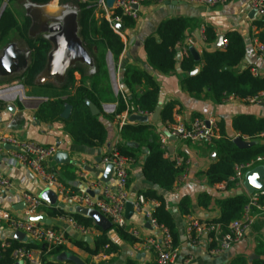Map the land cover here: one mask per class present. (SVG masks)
I'll list each match as a JSON object with an SVG mask.
<instances>
[{
	"label": "trees",
	"instance_id": "16d2710c",
	"mask_svg": "<svg viewBox=\"0 0 264 264\" xmlns=\"http://www.w3.org/2000/svg\"><path fill=\"white\" fill-rule=\"evenodd\" d=\"M4 0H0V7ZM26 3L45 4L51 0H25ZM69 2L70 0H61ZM75 1L78 10L79 35L94 59L95 72L86 64L78 63L70 67L63 82L46 81L37 86L44 90L52 91V98L41 103L35 111V116L43 122H62L64 128L74 145L80 147H98L104 144L108 138V130L105 126L102 111V102L109 94H113L110 75L107 68V53L113 56L115 65L118 67L120 58L125 49L123 37L115 32L107 18L98 19L96 16V0H72ZM25 7V4H24ZM115 15L121 14L119 9H113ZM136 21L131 17L123 16L124 30L135 26ZM256 28L255 36L264 44V15L253 20ZM31 17L26 13L22 23L18 21L14 12L6 8L0 17V47L6 42V37L17 32L18 38L26 40L28 49L32 51L30 62L26 69L19 74L26 79L27 83H33L36 76L42 73L48 52L52 45L44 37H31L29 28ZM194 26L192 20L186 17H173L163 20L155 33L146 37L144 50L148 65L152 70L168 74L176 69L181 70L182 87L191 94L206 92L215 103H221L224 99L234 96L245 99L264 91V74L254 76L253 66H241V62L247 52V42L240 32L229 31L226 36V44L223 48L204 51L201 59L196 60L194 55L187 50L178 59V43L183 40L189 29ZM204 37L207 43L212 44L217 40V34L212 26H206ZM86 67L89 69L87 70ZM197 72L192 74L194 70ZM76 73L80 74V79L76 78ZM18 75V74H17ZM16 75V77H17ZM10 77V76H9ZM0 76V81L3 82ZM121 80L125 91L128 92L127 102L130 106L139 107L142 111L153 113L159 104V90L156 80L147 69H141L134 65L121 67ZM139 88H143L139 91ZM92 101L101 112L93 115L87 104ZM118 103V113L126 109V101L119 94L115 96ZM72 107L71 115L63 118L62 112L66 105ZM175 102H167L160 112V119L164 123H171L174 120ZM5 108V104L0 101V110ZM114 118V115H106ZM234 131L241 136H247L252 141H257L249 148H239L234 143L232 137L225 131L224 122L219 123L220 136L209 143L210 148L217 152V159L207 169L205 176L207 183L211 186L225 183L227 189L232 190L229 196L219 200L220 216L212 221L221 225V236L229 231L230 223L242 216L243 207L248 201L246 193L238 194L231 177L234 175L235 165L248 162L259 155H264V117L256 118L251 114H241L232 119ZM121 140L116 147L120 154L136 159L144 150L146 152L142 166L144 177L153 185L159 186L164 191L174 189L180 174L184 170V165H178L172 157L165 155L161 148L158 134L149 124L127 123L122 126L120 132ZM146 199H155L159 205L154 208L153 214L159 224L168 228L172 236L173 246H180V234L177 230L176 222L169 211L163 195L155 188L151 187L142 193ZM210 195L205 192L200 195L199 204L208 205ZM43 211L50 218L68 217L73 219L78 225L95 228L99 233L94 236L91 242L86 239L69 237L71 245L76 246L91 256L100 253H114L119 251L117 245L109 235V230L104 231L95 224L93 217L71 211L65 207L47 205ZM188 212V209H183ZM51 228H58L55 224L47 225ZM110 230H114L120 239L133 244L137 239L127 228L113 225ZM3 243L0 240V264H15L12 252L17 247L40 249L43 254L44 264H77L70 258H60V252L67 251L66 246H59L48 255L47 244L35 241H20L16 238H8ZM215 244H210L214 247ZM264 254V245L260 250ZM47 252V253H46ZM126 264H137L136 260H128ZM235 264H245L244 260H236ZM252 264H264V258L252 261Z\"/></svg>",
	"mask_w": 264,
	"mask_h": 264
},
{
	"label": "crops",
	"instance_id": "0c3cea01",
	"mask_svg": "<svg viewBox=\"0 0 264 264\" xmlns=\"http://www.w3.org/2000/svg\"><path fill=\"white\" fill-rule=\"evenodd\" d=\"M96 16L98 19L107 18V13L103 8H99ZM173 17H186L194 23V26L187 31L185 38L177 45L178 54L181 55L180 58L187 50L191 53V50H194L201 59L204 51H213L224 47V45L215 47L216 42L212 44L206 42L204 37L206 26L214 28L217 38L219 35H223L224 41L226 34L235 30L244 35L247 42V52L241 62V66L256 67L263 75L264 58L259 55L253 44L256 33L253 20L257 15L250 8V0H228L227 3L217 6H207L184 0H179L176 4L173 1L171 3L166 1L162 3L146 1L141 7V16L136 21L135 26L126 28L124 31L125 49L120 59L121 67L134 65L151 71L159 90L158 106L161 108L160 112L167 102L173 101L176 104L174 115H181L187 123L197 116H213L218 121V135L216 138L220 136L219 123L222 121L225 124V131L234 141L240 133L233 130L232 119L241 114H251L256 118L264 117V103H248L238 98L224 99L221 103H215L207 97L205 91L199 94H191L186 91L182 87L180 69L168 74L152 70L147 62L144 41L146 37L156 32L163 20ZM76 78L79 80L80 74L76 73ZM142 90L143 88H139V91ZM114 95L113 91V94H109L105 101L115 102V99H112ZM7 105L0 110V134L10 132L41 144L58 145L59 152L62 154L59 156L57 153L53 156L48 166L51 171H55L58 174L59 178L67 186L79 191L85 190L93 196H98L101 193L100 189L96 186L88 187L86 181L100 179L102 182L114 183L113 167L108 168L110 165L107 164L97 169L94 166L98 159H101L103 155L110 151L116 141L121 140L116 117L110 119L103 112L105 114L103 115V120L108 130V138L104 144L91 148L80 147L72 143L62 122L50 123L41 121L35 116L36 109L29 108L24 102L13 103L15 106L13 112L7 109ZM155 111L150 113V116H147V121L132 120L130 116L129 123L151 125L158 134L159 141L160 137L168 136L169 147L165 155L175 160L180 157L184 170L180 174V181L176 182L174 189L164 192L143 175L142 166L146 154L144 150L136 159H133L128 189L132 197L142 194L151 187L157 189L163 195L180 234L181 242L178 247V258L175 264H235L236 260H244L245 264H252L253 260L258 259L252 258L253 255L264 258V254L260 251L262 245H264V213L259 215L241 241L229 245L228 248H223L220 244L210 241L208 235H203L199 238L189 237L187 226L191 219L209 222L218 218L220 216L219 200L229 196L233 191L227 189L226 185L223 188H219L217 185L211 186L207 183L205 173L217 159V152L210 148L209 143H195L174 139L166 131L165 126L167 123L161 121L160 112L158 117L154 119ZM81 159L84 160L82 167L86 174L84 178L80 176ZM261 165H264V163ZM0 170L15 182L18 189L28 190L36 194L43 190L42 185L27 178L24 169L20 166H12L1 161ZM104 178L107 180H103ZM240 190H243V193H248L245 187L242 189L236 187L235 189L237 193ZM205 192L210 195V201L208 205L203 206L199 204V201L200 195ZM0 205L12 206L13 209H21L23 207L18 193L14 190L0 193ZM66 207L71 208L70 205H66ZM76 208L74 211H76ZM183 209H188V212L183 211ZM40 215H45L52 220V224H57L58 227L65 229L70 237L76 238L78 232L68 222L61 218H50L44 211H41L38 216ZM126 217L129 229H137L145 236L157 235L141 213L133 209V212L128 217L126 208ZM109 235L119 245L120 249L118 252H103L96 256H91L68 242L66 244L68 250L60 252L58 256L60 258H69L73 254L78 256L85 264H126L131 259L136 260L137 264H148L152 259V253H134L132 244L120 239L116 231L109 230ZM86 240L91 242L92 239ZM210 244L215 245L211 247ZM216 249L223 250L215 254L213 250Z\"/></svg>",
	"mask_w": 264,
	"mask_h": 264
},
{
	"label": "built area",
	"instance_id": "2783aa9c",
	"mask_svg": "<svg viewBox=\"0 0 264 264\" xmlns=\"http://www.w3.org/2000/svg\"><path fill=\"white\" fill-rule=\"evenodd\" d=\"M146 1L164 2L179 0H115L113 8H108L106 0H97L98 8H103L107 13L111 27L122 37L125 32L118 28V24H123V16L131 17L137 21L141 16V7ZM191 3L204 4L207 6H217L225 4L228 0H184ZM250 8L257 17L264 15V0H250ZM113 9H119L121 14L115 15ZM226 40L224 41V46ZM254 47L259 55L264 58V44L255 36L253 39ZM121 59V58H120ZM107 62L110 71V80L113 91L118 96L121 94L126 101V109L118 113V103L102 102V111L107 115H114L118 120L119 133L123 125L129 123L132 115L150 116L149 112L142 111L139 107L130 106L127 102L128 92L122 85L121 80V64L117 67L110 52L107 53ZM254 76H260V71L252 68ZM17 92L13 98L8 101L2 99V94ZM238 98L230 96L229 100ZM240 99V98H238ZM0 100L4 102H26L31 100L20 83L5 84L0 86ZM248 103H264V91L254 96L241 99ZM13 104V103H12ZM166 131L169 136L180 141H192L195 143H211L218 135V121L215 117L197 116L190 122H186L179 114L174 115V120L167 123ZM246 141H251L247 136H241ZM110 149L108 153L103 155L95 164V168L100 169L104 165L111 164L114 169V183L102 182L100 179L86 181L88 187L96 186L101 193L93 196L88 191H79L67 186L55 171H51L48 163L59 152L56 144H41L35 141L24 139L14 133L5 132L0 134V161L12 166H20L24 169L26 176L31 181H36L42 185L43 190L48 188L52 190L58 197L59 204L70 205L68 210L74 211L75 207H86L93 209L104 215L109 221L118 227L127 228L128 231L137 239L131 246L136 254L145 252L152 253V259L148 264H175L178 258V248L173 246L172 236L168 228L159 224L155 218L153 211L159 202L155 199H146L143 194L132 197L129 193L130 169L133 163L131 157L124 156L119 153L116 145ZM161 148L165 152L168 150V136L160 137ZM178 165H182V159L176 158ZM264 163V155L241 164L235 165L234 175L230 178L235 187L244 188L245 175L248 171L253 170ZM84 160L80 161V176L85 177L83 170ZM94 167H92L94 169ZM180 181V178L178 182ZM264 184V179H263ZM219 188L225 187V183L216 184ZM14 190L19 195V200L23 203L21 209H13L12 206L0 205V240L7 242L8 238H15L16 232L24 233L26 241H35L47 244L48 255L56 250L59 246H66L69 242V235L63 228H51L37 217L45 204L39 194L24 189H18L15 182L0 170V193ZM248 201L243 207V213L240 218L233 220L229 225V231L221 236V225L219 223L205 222L198 219H191L187 226V233L190 238H199L208 235L210 241L220 244L223 248L241 241L247 231L252 227L259 215L264 213V189L248 192ZM131 203L133 209L141 213L145 219L150 221L154 232L157 235L145 236L137 229H129L128 219L126 217L127 205ZM68 222L78 234L77 239H92L97 235V230L92 227H84L78 225L73 219L68 217H58ZM49 225H53L52 223ZM74 238V237H71ZM19 240V239H18ZM26 242L24 240H20ZM223 249L213 250L218 254ZM47 253V252H46ZM12 256L19 264H44L43 254L40 249H32L26 247H17L12 252ZM15 262V263H16Z\"/></svg>",
	"mask_w": 264,
	"mask_h": 264
},
{
	"label": "water",
	"instance_id": "95a60500",
	"mask_svg": "<svg viewBox=\"0 0 264 264\" xmlns=\"http://www.w3.org/2000/svg\"><path fill=\"white\" fill-rule=\"evenodd\" d=\"M115 0H106L108 8H113ZM171 3V1H166ZM174 4L177 1H173ZM7 6L4 2L0 7V16ZM25 12L31 17V25L29 28V35L35 37L39 34H43L44 37L51 43L52 47L48 52L46 65L37 79V83H41L45 78H54L56 81L63 82L66 78L67 71L70 67L82 63L91 68V72L94 73V59L88 49L85 47L80 35H79V21L78 10L67 4H61L59 0H51L45 4H35L28 2L25 4ZM253 15V13H252ZM118 28L123 30L124 25L118 24ZM224 45V36L219 35L215 43V47H221ZM195 59L199 60V56L194 50H191ZM32 51L30 49L23 50L15 43H9L0 55V75L8 76L23 69H26L29 65L30 55ZM178 54V59H180ZM197 69L192 72L196 73ZM87 104L93 115L100 114V108L92 101L88 100ZM13 104H8L7 109L13 112ZM12 108V109H11ZM158 106L154 119L158 117L160 112ZM72 107L67 104L62 112L63 118H68L71 115ZM132 120L138 119L141 121H147V116L132 115ZM175 139V138H174ZM234 143L239 148H249L257 143V141H246L242 137L238 136L234 139ZM58 152L57 155H61ZM99 161V159H98ZM1 164V161H0ZM108 168L113 167L109 164ZM264 165H259L251 171H248L245 175L244 187L247 192H254L256 190L264 189ZM103 180H107L104 178ZM240 190L238 194L243 193ZM39 196L47 202L49 205H55L58 203L57 195L50 189L46 188L42 190ZM60 207H65L64 204H59ZM76 211L89 215L94 218L95 224L100 226L102 230L107 231L113 227V224L104 215L96 210L86 207H77ZM133 212V205L129 203L127 205V216L129 217ZM35 219L51 224L52 220L48 219L45 215L35 217ZM150 223V221H148ZM15 238L26 241V237L22 232H16ZM71 260L77 264H85L78 256L71 254L69 256ZM252 258H259L258 255H253ZM15 264H19L16 262Z\"/></svg>",
	"mask_w": 264,
	"mask_h": 264
},
{
	"label": "rangeland",
	"instance_id": "374dc122",
	"mask_svg": "<svg viewBox=\"0 0 264 264\" xmlns=\"http://www.w3.org/2000/svg\"><path fill=\"white\" fill-rule=\"evenodd\" d=\"M59 1H60L61 4H67V5H70L72 7L77 8V5H76L75 1H72V0H70L69 2H63L61 0H59ZM4 2L7 3L6 8L11 9L14 12V14L16 15V18L18 19V21L20 23H22L23 20H24V15H25V7H24V4H26V1L25 0H4L3 3ZM96 2H97V0L94 3H96ZM98 11H99V8L97 6L96 7V13ZM9 43H15L18 47L22 48L23 50H28V46L26 44V40L24 41V40L18 38L17 32L15 31V32L9 34L6 37V42L0 47V55L2 54L3 49ZM107 68H108V72H109V75H110L108 62H107ZM86 69L88 70L89 68L86 67ZM21 72L22 71H18L17 73H14L13 75H10V77L3 78L2 79L3 82L0 81V86H3L5 84H12V83L13 84L14 83H20V84H22L23 87H24L25 93L29 97H31V100H27L24 103H26V105L29 108H32L33 110L34 109L37 110V108L41 105V103H43L44 101L48 100L49 97L52 98V95H53V92L52 91L53 90L50 92V91L44 90L43 88H41V87H39V86L36 85L37 79H38L39 75H41V73L36 76L37 78H35V80L33 81V83L28 84L27 81H26V79H24L21 76H19V74ZM16 75H17V77H16ZM48 80L55 81L54 78H48V79L45 78V79H43V81H41V83H44V82H46ZM41 83H37V84H41ZM111 87H112V84H111ZM112 89H113V87H112ZM115 95L113 96L112 99H115ZM0 101H2V100H0ZM2 102L5 105L12 104V103H20L19 101H15V102H4V101H2ZM104 102H106V101H104Z\"/></svg>",
	"mask_w": 264,
	"mask_h": 264
},
{
	"label": "bare ground",
	"instance_id": "6f19581e",
	"mask_svg": "<svg viewBox=\"0 0 264 264\" xmlns=\"http://www.w3.org/2000/svg\"><path fill=\"white\" fill-rule=\"evenodd\" d=\"M16 94H19L17 92L14 93H6V94H2V99L8 101L9 99L13 98Z\"/></svg>",
	"mask_w": 264,
	"mask_h": 264
},
{
	"label": "flooded vegetation",
	"instance_id": "af4514ba",
	"mask_svg": "<svg viewBox=\"0 0 264 264\" xmlns=\"http://www.w3.org/2000/svg\"><path fill=\"white\" fill-rule=\"evenodd\" d=\"M26 13V12H25ZM38 36H44L43 34H39V35H37V36H35V37H38ZM32 37V36H31ZM29 62H30V60H29Z\"/></svg>",
	"mask_w": 264,
	"mask_h": 264
}]
</instances>
